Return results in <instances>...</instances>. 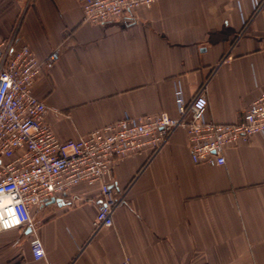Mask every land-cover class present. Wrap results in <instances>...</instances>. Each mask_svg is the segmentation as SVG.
<instances>
[{"label": "crops", "instance_id": "crops-1", "mask_svg": "<svg viewBox=\"0 0 264 264\" xmlns=\"http://www.w3.org/2000/svg\"><path fill=\"white\" fill-rule=\"evenodd\" d=\"M255 1L156 0L89 23L79 0H0V40L16 32L41 60L54 54L33 92L60 140L125 114L177 116L179 85L186 99L206 85V117L236 123L264 93V0ZM225 156L194 163L179 128L158 153L117 161L112 184L126 197L113 226L95 231L99 185L80 183L32 208L35 230L0 232V264H264V136Z\"/></svg>", "mask_w": 264, "mask_h": 264}, {"label": "built area", "instance_id": "built-area-1", "mask_svg": "<svg viewBox=\"0 0 264 264\" xmlns=\"http://www.w3.org/2000/svg\"><path fill=\"white\" fill-rule=\"evenodd\" d=\"M79 2L85 22L103 23L120 20L156 0ZM255 6L263 5L256 0ZM54 60V54L41 60L19 41L16 32L0 40V232L20 227L35 230L32 208L60 200L80 183L99 185L95 231L113 226L115 212L126 197L112 184L117 161L145 150L158 153L179 128L186 132L193 162L212 166L225 164L228 146L254 133L264 136V93L246 107L238 122L221 123L206 117V85L191 99L185 98L179 85L175 89L177 116L165 111L125 114L86 135L60 140L46 119L51 107L33 92L44 64ZM31 249L35 259L45 257L36 236ZM119 264L130 263L124 259Z\"/></svg>", "mask_w": 264, "mask_h": 264}]
</instances>
